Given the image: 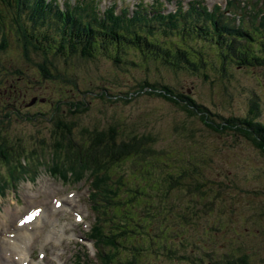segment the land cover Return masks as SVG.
<instances>
[{"label":"trees","instance_id":"trees-1","mask_svg":"<svg viewBox=\"0 0 264 264\" xmlns=\"http://www.w3.org/2000/svg\"><path fill=\"white\" fill-rule=\"evenodd\" d=\"M208 17L207 21H211L215 20V17H218V15L210 14ZM13 20L9 24L14 29L20 31L21 34L17 32L21 36V40L19 41L26 48L24 49V53L27 58L31 60V50L36 51V53L43 52L45 60L43 63L41 62L42 64L39 63L40 71L41 73L43 72L47 79L54 81L64 80L63 78L65 76L48 58L50 50H53V54L57 53V55L65 57L66 59L74 57L78 61H83L94 59L102 49H106L112 52L106 55L114 57L117 64L124 63L138 67L140 66V61L147 62L149 59H154L156 62H161L165 65L184 67L187 70L195 72L206 68L209 64L207 52L212 51L216 55V59L221 62L222 68L225 69L231 67L233 63L239 66L253 67L257 65L264 67V41L261 45V53H259V48L255 45V40L257 39L255 34L258 33L264 37V32H260L259 28L250 29L247 27V22H243V24L238 26L220 21L221 25L217 29L210 28V25L207 23L201 25L197 33L185 28L184 31L178 34V38L182 39L183 42L181 40H173V43L165 44L166 40L164 38H158L150 30H147L148 32L146 30L141 31L142 29L137 25H131V28L125 29L114 25L109 30V33H105V29L99 31L91 23L85 24L79 21L76 26H71L72 23L66 21L62 31H58L60 26L52 27V29H48L47 31L46 29H42L48 23H46L43 14L37 16H19ZM133 23H137L136 20H133L131 24ZM138 23L144 24L143 27H146L144 22L139 21ZM50 31L55 32L56 37L53 38V41H56V44L50 40L52 39V33ZM35 32L41 33L40 35L43 37L41 38ZM187 36L192 37L193 43L187 41ZM47 40L50 43L52 42L50 47L47 46ZM206 40L212 41V44L207 45ZM8 45L7 40H4L2 49H6ZM127 50L132 51L134 59H130L127 56ZM49 66H52L59 76L52 74ZM17 74L21 76L22 72H17ZM13 86L15 87L12 88L10 85L12 93L18 96L23 95L22 91H18L16 82H14ZM139 86L141 90L138 91V88H134L133 92H127V96L124 94L126 100L121 102L128 105L136 96L141 97L143 94L146 96L157 95V97L168 102L178 110L185 112L188 119L196 120L197 118L198 122L203 126L218 134H226L228 137V133H233V136H238L240 139L245 138L264 155V124L259 120L260 105L257 101L252 103L248 116L226 117L220 115L218 112L214 113L207 106H202L192 95L186 96L180 92L178 93L174 89H170L167 85L151 84L148 81H143ZM76 88H78L77 91L79 92V87L77 86ZM56 91L59 94V101L55 108V115L59 117L54 120L56 128L53 135L51 132V135L46 136L38 148L34 147L28 150L27 144L23 143L17 134L14 133L15 137H12L10 134L6 135V133L2 134L0 132V169H4L3 172L0 170V188L2 191L11 187L12 183L21 184L32 173L34 178L39 174L46 173L52 177L61 178L65 182L79 183L90 178L93 180L92 185L97 189L99 195L103 188L110 184L115 186L113 188L120 191V186L116 188L117 184L125 185L126 177L136 176L140 171H143L142 173L145 171L151 173L150 169L153 167L161 171L163 170L162 166L164 163L160 164L159 161H162V156L169 157V152L166 150L158 151L155 147L156 140L152 135H127L125 138L120 136L119 132L115 131V128L103 127L102 122L99 120L94 125L91 124V126L82 124L77 126L73 119H75L78 112L73 111V108H71L72 110H69V116L67 117L63 114L60 106L62 100L71 98L68 93L73 91L71 89L68 90V88H63L62 90L59 88ZM90 94L92 92L89 90L83 91L82 97L84 98L85 95ZM111 95L116 97L113 94ZM34 98L38 101L39 99H44V97L38 98L37 95L32 97V99ZM121 102L118 100L110 103L117 104ZM12 104L9 102L6 105L11 106ZM3 108L6 110L5 107ZM39 114L45 115L42 109H40V113L33 115ZM6 115L4 111L0 110V122L7 120L12 115V112ZM184 132L182 130L180 134L183 136ZM233 136L231 135V137ZM183 137H189L190 142L195 139L193 133ZM189 147L192 150L198 149L194 144H190ZM181 151L178 154L184 160L185 155ZM127 163L130 164L131 169L126 174L124 166H127ZM196 169L203 170L201 166L196 167ZM185 170L180 171L182 175H180L179 170L175 171L172 169L167 172L163 171V176L167 177L163 180L165 182L167 180L169 184L167 191H163L165 194L174 192L176 189L182 187L179 185V181L185 175L187 176V171ZM222 174L221 171L218 172L216 170L217 181H213V185L208 186L207 190L204 188V184L199 186L200 189L198 188V192H196L194 198H201L203 203L206 204L209 194L221 195L222 189H225L224 180L233 183L232 181L234 179L232 177H235L234 175L229 176L226 174L223 179ZM156 184L165 186L163 183L157 182ZM259 193L262 194L264 192ZM109 194H111L110 191ZM156 194L158 200L149 202L145 199L147 195L137 194V191L135 192L134 198H131V193L126 195V199L121 202V206H124L125 211H128L131 204H135V200H137L138 205L146 207V209L138 212V216H132L125 211L126 215H122V211L117 212L119 208L115 209V213L106 212L109 207L112 209V207L118 205V202H113V200L109 201L108 196L105 197L104 202L98 208L99 211L103 212L104 222L99 220L90 234L102 246L100 253L103 257L100 255L101 258H98V264H142V257L146 258L148 253V251L142 253L146 248V245L143 244L151 241L153 236L156 239L154 243L159 244L158 250L161 253L165 254L166 252L168 255H176V257L179 255L180 257L178 258H181L179 261L182 263L194 264L192 260H195L196 264H198L196 258L198 254L197 256L195 253L191 255L187 251L191 248V253H193V249L197 246L196 243L202 237L196 236L194 238L193 236L190 238L189 231H186L181 234V238L178 240L181 243H178L174 241V235L167 236L169 231H165L162 224L159 226L164 231L160 229L159 232L155 230V232L151 233L148 228V223L151 222L148 209L154 213L158 221H161L164 215L170 216L171 212H176V218L178 220L181 219L184 226L190 230L199 232L201 229L199 226H203V224L206 226L210 221V213H207V206H204L201 213L197 214L195 206L192 207L190 205V199H186L185 205L182 204V199L171 200L172 202L165 204L164 201L159 200V195L162 193L157 192ZM200 203L202 204V202ZM258 204L256 206L258 211L253 212V215L255 218H259V221H264V201L259 200ZM216 206L219 209L215 207L213 209V206H208V208L212 210L211 212L214 216L221 211L220 214H222L223 219L220 220V224L217 223L220 228L212 225L211 229L216 233L224 232L230 238L229 241L225 240L226 242L224 241V243L226 245H223L225 247L229 246L230 248L228 254H231V257L227 264H264V249H261L259 252L255 248L250 255H244L243 257L241 255V258L233 260L235 254L238 255L244 247L254 243L253 237H256V234L253 231L251 234L244 231L245 233L240 235L242 230H247L249 227L244 228L239 226L238 222L234 219L233 215L236 214L234 212L235 205H233V202L229 204L216 203ZM228 216L229 218H227ZM255 223L257 222L255 221ZM255 223H252L253 227L248 230H258L260 231L258 235L264 237V225L261 224L258 227L259 224ZM108 228L109 230H107ZM182 228L184 229L185 227ZM214 239L216 242L218 237L212 236L209 232L207 241L210 240L214 243ZM216 246L215 244L214 247ZM251 248H253V245ZM212 253L214 256L218 255L217 252L213 251ZM203 256L205 257L203 258ZM206 256L210 255L206 253L198 259L202 258L201 261L203 263V260L207 258ZM247 256H255V259L250 262ZM256 259H258V262H256ZM259 260L261 263H259ZM147 264L153 263L148 261Z\"/></svg>","mask_w":264,"mask_h":264},{"label":"rangeland","instance_id":"rangeland-1","mask_svg":"<svg viewBox=\"0 0 264 264\" xmlns=\"http://www.w3.org/2000/svg\"><path fill=\"white\" fill-rule=\"evenodd\" d=\"M261 40L264 41V38H261ZM14 43L8 52L0 53V110L4 111L5 115L12 112L7 120L0 122V132L2 134H10L12 137L17 134L19 139L21 138L23 143L27 144L28 150L34 147L38 148L46 136L51 135V132L53 135L56 128L54 120L59 118L55 115L56 104L59 101V94L56 90L59 88L61 90L63 88L71 89L73 92L68 93L71 98L62 100L60 106L63 114L67 117L69 116V110H72L71 108H73V111L78 112L75 119H73L77 126H80V124L91 126L99 120L102 122L103 127L115 128V131H118L119 135L125 138L127 135L149 134L156 140L155 147L158 151L166 150L169 152V157L162 156V161H159L160 164L164 163L162 171L155 167L152 169L149 167L152 177L148 180L154 179L152 181L165 184V186L157 184L156 192L162 193L159 196L160 201L167 204L172 202L171 200L182 199V204L185 205L186 199H190V205L195 206L197 214L201 213L204 206H207V213H210L209 223L206 226L205 224L199 226L201 229L196 232L184 226L181 219L176 218V212H171L170 216L164 215L163 219L158 221L154 213L148 210L151 221L148 223V228L151 233L155 230L159 232L162 229L159 225L162 224L165 231H169L167 236L174 235V241L178 242L181 234L189 231L190 238L193 236L194 238L196 236L202 237L196 243L197 246L193 249V253H191V248L187 251L191 255L195 253L197 256L198 254L196 257L198 264H227L231 257V254H228L230 248L223 245H226L224 241H229L230 238L224 232L216 233L211 229L212 225L220 228L218 224H220L223 216L220 214L221 211L214 216L208 206H213L214 209V207L217 208L216 203L229 204L233 202L236 214L233 217L239 226L251 229L253 227L252 223H255V221L259 224L258 227L261 224L264 225V221H259V218H255L253 215V212L258 211L256 207L259 205L258 201H264V193H259L264 192V155L252 143L245 138L240 139L238 136H233V133H228L229 136L227 137L226 134L211 131L198 122L197 118L196 120L188 119L185 112L178 110L157 97V95L146 96L143 94L141 97L136 96L128 105L122 103L126 100L124 97L127 96V92H133L134 88H138V91L141 90L139 85L143 81H148L151 84L167 85L170 89L186 96L192 95L202 106H207L214 113L218 112L226 117L248 116L252 103L257 101L260 105L259 120L264 124V67L257 65L253 67L239 66L233 63L231 67L225 69L222 68L221 62L216 59V55L208 50L207 57L209 59L207 58V60H209V64L198 72L187 70L184 67L165 65L156 62L154 59H149L147 62L140 61L138 67L124 63L117 64L103 52L94 59L78 61L74 57L66 59L53 54V50H50L49 59L65 76L64 80L52 81L47 79L39 68V65L44 62V55L33 51L31 60H27L21 46L16 42ZM206 43L210 45L212 41L206 40ZM262 43L259 44V51L262 48ZM126 54L130 59H134L132 51L127 50ZM49 67L52 74L59 76L52 66ZM17 71L22 72V75L18 76ZM225 71L226 73H224ZM5 79H8L12 88L15 87L13 84L16 82L18 91H22L23 95L9 94L6 96L4 85H1ZM86 90L91 91L92 94L85 95L83 98V91ZM124 94L126 95L124 96ZM36 95L39 98L44 97L48 100L34 102L31 99ZM118 100L122 102L110 103ZM9 102L13 104L8 111L4 110L3 107H6ZM40 109L43 110L44 116L43 114L33 115L40 113ZM182 130L185 131L183 136L193 133L195 139L190 142L189 137L186 138L180 134ZM190 144H194L198 149L192 150L189 147ZM179 151L185 155L184 160L178 154ZM198 166H201L203 170H197L196 167L198 168ZM130 169L131 166L127 163V166H124L125 173H129ZM172 169L179 170V173L186 169L187 176L185 175L179 181V185L182 186L180 189H174V192L165 194L163 191H167L169 184L167 180L166 182L163 180L167 178L163 176V171L167 172ZM0 170L4 171V169ZM216 170L223 173V179L226 174L229 176L234 175L235 177H232L234 179L233 183L224 180L225 189H222V194H209V198L207 197L208 202L206 200V204H204L201 198L196 199L194 197L199 186L204 184V188L207 190L208 186L217 181ZM32 174L21 185H17L18 199L16 201L14 197L13 199L6 197L3 200L0 208V222L3 225L10 226L9 219H16L25 213L30 208V202L33 205L38 202H45L48 200L45 198L50 196L52 198L55 194L65 190L61 182L52 179L46 173L44 175L39 174L35 178ZM180 175L182 174L180 173ZM140 179L142 182L143 178ZM11 200H14V203ZM17 202L20 205H17ZM8 209L11 210L8 211ZM60 218L62 216L58 217L57 220ZM48 219L51 222L52 219ZM181 226L185 228L183 229ZM164 229L162 230L164 231ZM247 230H242L240 235L245 232L251 234L253 231L256 234V237H253V248H251L252 245L246 244L247 246L242 249L241 253L234 255L233 260L244 255H250L255 248L259 252L264 249V237L258 235L260 231ZM209 232L212 236L218 237L216 242L215 239L214 243L210 240L207 241ZM38 239L40 240L39 243L44 241L42 231ZM155 240L153 236L151 241L143 244L146 245L143 253L146 251L148 253L146 258L142 257V264H147L148 261L153 264H189L180 262L179 255L176 257V255H168L166 252L165 254L161 253L158 250L159 244L154 243ZM36 241L35 245L37 246L39 243H36ZM179 242L181 243V241ZM215 244L216 247H214ZM65 247H68V242L65 243ZM213 251L217 252L218 255L214 256ZM206 253L210 256H206L207 258L202 263V258H198ZM248 259L251 262L255 259V256H249ZM192 261L196 264L195 260ZM256 262H258V259H256ZM259 263H261L260 260Z\"/></svg>","mask_w":264,"mask_h":264},{"label":"bare ground","instance_id":"bare-ground-1","mask_svg":"<svg viewBox=\"0 0 264 264\" xmlns=\"http://www.w3.org/2000/svg\"><path fill=\"white\" fill-rule=\"evenodd\" d=\"M10 21L13 22L14 20H10ZM50 197H51V196H50ZM30 203H31V202H30ZM30 203H29V204H30ZM9 210H11V209H8V211H9ZM14 216H15V215H14ZM38 222H39V221L37 220V221L35 222V225L38 224ZM31 241H32V240H30L29 243H31ZM9 260H10V252L4 254V256H3V261H5V263H8Z\"/></svg>","mask_w":264,"mask_h":264}]
</instances>
